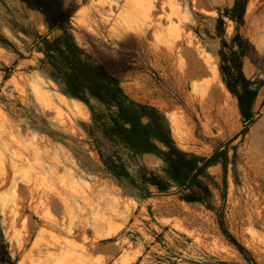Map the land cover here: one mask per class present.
I'll return each instance as SVG.
<instances>
[{
  "label": "rangeland",
  "instance_id": "1",
  "mask_svg": "<svg viewBox=\"0 0 264 264\" xmlns=\"http://www.w3.org/2000/svg\"><path fill=\"white\" fill-rule=\"evenodd\" d=\"M236 1L153 0L149 16H127L130 0H66L76 42L132 98L165 114L180 148L226 153L201 185L150 184L141 196L103 155L168 179L164 160L108 139L89 105L41 69L44 38L63 31L23 0H0V264H264V0H244L234 20ZM203 49L221 82L198 58ZM240 69L258 90L249 119L228 87L243 88Z\"/></svg>",
  "mask_w": 264,
  "mask_h": 264
},
{
  "label": "trees",
  "instance_id": "2",
  "mask_svg": "<svg viewBox=\"0 0 264 264\" xmlns=\"http://www.w3.org/2000/svg\"><path fill=\"white\" fill-rule=\"evenodd\" d=\"M29 6L45 14L50 29L59 28L63 33L52 39L44 38V52L41 69L55 80L68 96L87 103L92 111L94 123L101 128L111 141L124 146L134 154L155 153L166 164L167 178L146 169L132 174L118 154L103 155L106 168L116 178L124 180L141 196H150V184L159 191H169L172 185L183 188L201 185L200 175L209 165L217 162L225 151H215L210 157L188 152L177 145L165 114L157 107L139 102L132 98L122 87L118 77L112 74L102 63L94 60L75 40L70 30V19L74 9L66 5V0H23ZM244 0H237L233 13L234 20L242 19L236 14V8L243 6ZM223 21V17H220ZM243 88L228 82L230 90L238 97L239 106L245 119L253 116V106L257 97V88L239 70ZM94 98L105 107L97 110L91 103ZM227 156L224 163L226 165ZM208 194L211 189L204 185Z\"/></svg>",
  "mask_w": 264,
  "mask_h": 264
},
{
  "label": "bare ground",
  "instance_id": "3",
  "mask_svg": "<svg viewBox=\"0 0 264 264\" xmlns=\"http://www.w3.org/2000/svg\"><path fill=\"white\" fill-rule=\"evenodd\" d=\"M129 3V5H127ZM126 4V3H125ZM127 4L124 6L125 7V9H124V12H126V13H128V15L127 16H130V15H132V14H134V13H141V14H144V15H147L148 13L150 14V12L156 7V3L155 2H153V0H130V2H127ZM175 4V3H174ZM116 6H117V4H115ZM176 7V6H175ZM157 8V7H156ZM174 10H177L178 11V9H175L174 8ZM180 10V9H179ZM147 16H149V15H147ZM170 33H172L173 34V36H174V34L176 33H174V31H172V29L170 30ZM177 34V33H176ZM191 41V40H190ZM199 44V43H198ZM179 46V45H178ZM198 46V45H197ZM173 47V46H172ZM175 48V47H174ZM174 51V50H173ZM199 53V52H198ZM188 54H190V53H188ZM198 56V55H197ZM200 57H198V58H201L202 57V61H204V63L206 64V66H207V68H208V70L211 72V74H212V76H213V79L215 80V81H217V82H221L220 81V70H219V66H218V63H217V61L216 60H214L213 58H212V56L205 50V49H203L201 52H200V55H199ZM180 58H181V56H180ZM186 58V57H185ZM184 58V59H185ZM190 59V58H189ZM197 59V58H196ZM194 61V60H193ZM183 62V61H182ZM184 62H186L185 60H184ZM179 64H180V62H179ZM186 64V63H185ZM181 65V64H180ZM179 65V66H180ZM187 65V64H186ZM185 65V66H186ZM190 69V68H189ZM188 69V70H189ZM209 72V73H210ZM210 74V75H211ZM180 76V75H179ZM208 76H209V74H208ZM210 77V76H209ZM209 77L207 78V80L209 81ZM186 78H188V77H186ZM214 80H212V81H214ZM182 81V80H181ZM195 82V81H194ZM179 83H182V82H180L179 81ZM193 83V82H192ZM175 84V83H174ZM201 84V83H200ZM199 84V86H201ZM202 84H204V83H202ZM222 84V83H221ZM176 85V84H175ZM179 86V85H178ZM198 86V84L195 82L194 83V87H197ZM194 87H193V89H194ZM205 89H209V88H211V82L209 81V82H207V83H205L204 84V86H203ZM223 87L226 89V87H225V85L223 84ZM198 88H200V87H198ZM202 88V87H201ZM40 88H38V91H40L39 90ZM197 89V88H196ZM203 89V88H202ZM177 90V89H176ZM198 91H200V90H198ZM198 91H197V93H198ZM182 92V91H181ZM207 92V91H206ZM41 94H45V93H47V92H40ZM38 94L39 95V98L40 97H42V95L41 94ZM192 93V92H191ZM204 93V92H203ZM202 93V97H203V94ZM46 95V94H45ZM44 95V96H45ZM49 95V94H48ZM46 95L45 97H46V100L48 99L47 97H50L51 98V96L49 95ZM45 97H44V99H45ZM63 97V96H62ZM193 97V96H192ZM41 99V98H40ZM52 99V98H51ZM216 99V98H215ZM43 100V99H42ZM52 100H54V99H52ZM73 102H74V104H77V100L75 99V98H73ZM56 101V100H55ZM50 102V101H49ZM65 102H66V100H65ZM54 103V102H53ZM56 103V102H55ZM67 103V102H66ZM203 103V102H202ZM207 103H209V102H207ZM58 103H56V105H57ZM167 104V103H166ZM210 104V103H209ZM47 105H49V104H46V106ZM52 105V104H51ZM69 104H67V106H68ZM78 105V104H77ZM77 105H75L76 107H77ZM54 106V105H53ZM58 106H60V105H58ZM194 106V105H193ZM52 107V106H51ZM57 107V106H56ZM69 107H70V105H69ZM49 108V107H48ZM204 108V107H203ZM51 109V108H50ZM55 109V108H54ZM60 109H61V107H60ZM177 109V108H176ZM210 109H213V108H210ZM59 110V109H58ZM64 110V109H63ZM72 110V109H71ZM65 111V110H64ZM79 112L81 111V110H78ZM176 111V110H175ZM178 111V110H177ZM186 111V110H185ZM59 112H62V110L60 111L59 110ZM62 113H64V112H62ZM62 113H60V114H62ZM68 113V112H67ZM81 113V112H80ZM84 113V112H83ZM175 114H176V112H174ZM58 114V113H57ZM82 114V113H81ZM209 114V113H208ZM218 114V113H217ZM171 115H173V114H171ZM177 115V114H176ZM186 115V114H185ZM62 116V115H61ZM70 117H71V115H69ZM179 116V115H178ZM206 116V115H205ZM212 116V115H211ZM218 116V115H217ZM173 117V116H172ZM213 117V116H212ZM171 118V117H170ZM187 118H189V117H187ZM208 118V117H207ZM66 119V118H65ZM65 119H63V120H65ZM184 121H186L187 122V120H186V118L184 117ZM211 119H213V118H211ZM189 120V119H188ZM191 120V119H190ZM10 121V120H9ZM173 121H174V128L175 129H179V130H176V132L178 131L179 133H177V134H182L183 133V130L181 129V131H180V128H179V119H178V117L177 116H174L173 117ZM204 121V120H203ZM213 121V120H212ZM190 122V121H189ZM204 123V122H203ZM185 125V123H182V125ZM187 125V124H186ZM185 125V126H186ZM208 125V124H207ZM182 128V127H181ZM210 128H211V126H210ZM209 129V128H208ZM206 131V130H205ZM210 131V130H209ZM181 132V133H180ZM184 132H185V130H184ZM184 134V133H183ZM182 134V135H183ZM180 135H178V136H180ZM83 247H84V245H83ZM81 248L80 247V250H81V252H80V254H79V256L82 258H84V256H85V248ZM23 264V263H22Z\"/></svg>",
  "mask_w": 264,
  "mask_h": 264
}]
</instances>
